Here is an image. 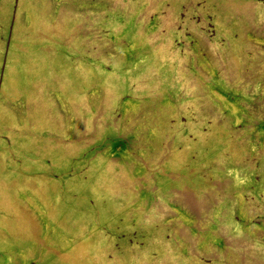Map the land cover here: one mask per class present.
<instances>
[{
  "label": "rangeland",
  "instance_id": "rangeland-1",
  "mask_svg": "<svg viewBox=\"0 0 264 264\" xmlns=\"http://www.w3.org/2000/svg\"><path fill=\"white\" fill-rule=\"evenodd\" d=\"M0 264H264V0H0Z\"/></svg>",
  "mask_w": 264,
  "mask_h": 264
}]
</instances>
